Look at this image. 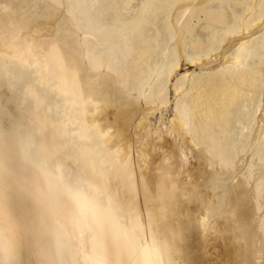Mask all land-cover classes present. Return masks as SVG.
Wrapping results in <instances>:
<instances>
[{"label":"bare ground","instance_id":"6f19581e","mask_svg":"<svg viewBox=\"0 0 264 264\" xmlns=\"http://www.w3.org/2000/svg\"><path fill=\"white\" fill-rule=\"evenodd\" d=\"M183 60L202 72L177 76ZM168 105L141 153L130 147L143 134L131 130L137 117ZM58 168L99 184L170 264H257L264 0H0V208L18 226L12 264H58L40 195Z\"/></svg>","mask_w":264,"mask_h":264},{"label":"clouds","instance_id":"9594fccd","mask_svg":"<svg viewBox=\"0 0 264 264\" xmlns=\"http://www.w3.org/2000/svg\"><path fill=\"white\" fill-rule=\"evenodd\" d=\"M41 198L51 220L58 264H170L166 246L123 218L103 188L63 169L43 175ZM18 226L0 208V264H12Z\"/></svg>","mask_w":264,"mask_h":264},{"label":"rangeland","instance_id":"374dc122","mask_svg":"<svg viewBox=\"0 0 264 264\" xmlns=\"http://www.w3.org/2000/svg\"><path fill=\"white\" fill-rule=\"evenodd\" d=\"M48 30H49V24H45V25H41L40 28H39V30L36 33L39 34V35H44V34L49 33ZM219 60H220V57H219ZM219 60H218V62L211 63L210 66L212 68H216L217 65L219 64ZM193 66L194 65L191 64L188 61H185V60L181 61L180 65H179V68L180 69L178 68L177 76L178 75H181V74H184V73H190V72H202V70H199L198 67H195V66L193 67ZM205 70H209V68H206ZM174 79L175 78L172 77L168 81L167 86H166V96H169L170 100H172V96H174L173 95V92H172V87H171V83H172V81ZM169 105H170V103H169ZM169 105L165 109H162L161 111H156V112L148 113L146 117L145 116H138L137 117L136 121L134 122L133 126L131 127V130H139L140 129L143 132V134L142 135L134 134L137 137V143L131 141L130 142V147L136 149V151L138 153H141V150L137 147L138 141H144L145 138H146V135L148 133H150L154 128H156L157 126H162L164 123L167 122L169 116L172 113V108ZM142 125H147L148 127L147 128H144V127H142ZM163 132H165V131L163 130ZM170 134L176 140H178L181 143L182 147L189 153V155H190V161H189V163H191V164H189L190 167L194 168L193 170H195L198 166L199 167H202L203 164H200L201 163L200 160L197 159L196 148L195 147H191L189 145V143L187 142V140L182 135L176 134V133H173V132H170ZM138 162H140V158H139ZM193 170H192V172H194ZM239 170L240 169H237L238 173H237V171L235 173L239 174ZM191 174L195 175L194 173H191ZM191 177H192V175H191ZM194 177H195L196 180L198 179L199 181L201 179L200 177H197L196 175ZM235 177L237 178V176H235ZM235 177L231 180L230 183H234L236 181V178ZM195 179L192 178V180H195ZM225 183H229V181L228 180H225ZM259 245L262 248H261V251L258 254V259L255 260V261H257L256 262L257 264H264V241L259 242Z\"/></svg>","mask_w":264,"mask_h":264}]
</instances>
